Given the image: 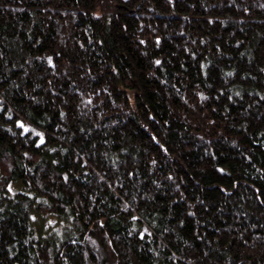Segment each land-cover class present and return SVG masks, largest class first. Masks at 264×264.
I'll return each mask as SVG.
<instances>
[{
	"label": "trees",
	"instance_id": "trees-1",
	"mask_svg": "<svg viewBox=\"0 0 264 264\" xmlns=\"http://www.w3.org/2000/svg\"><path fill=\"white\" fill-rule=\"evenodd\" d=\"M0 104V264H264V0H0Z\"/></svg>",
	"mask_w": 264,
	"mask_h": 264
},
{
	"label": "snow or ice",
	"instance_id": "snow-or-ice-1",
	"mask_svg": "<svg viewBox=\"0 0 264 264\" xmlns=\"http://www.w3.org/2000/svg\"><path fill=\"white\" fill-rule=\"evenodd\" d=\"M157 39V43H159V37L156 38ZM141 43H145L144 41H141ZM49 63H52V59L51 57H49ZM155 63L157 65L161 64L160 60H156ZM89 103H91V101L89 100ZM10 109H5L3 104H0V118L2 117H7L8 120H10L18 129V135L21 136H25L27 137V135L29 134H35L37 137H39L40 139V143H44L45 139H44V134L41 132H37L34 128L31 127V125L29 123H27L25 120L20 119V118H16L15 120L12 119L10 113ZM218 171L220 173H224L225 169L224 168H219ZM65 179H67V177H65ZM8 190L12 191V187L11 185H8ZM261 203H264V201H261ZM194 215V214H193ZM33 219H35V217H33ZM133 219H137L136 217H133ZM144 233H148V229L145 228L144 229ZM150 235V233H148ZM143 236V234H141Z\"/></svg>",
	"mask_w": 264,
	"mask_h": 264
}]
</instances>
